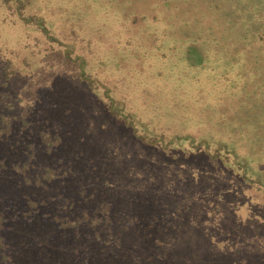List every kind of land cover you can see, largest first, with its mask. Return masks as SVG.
<instances>
[{"label":"rangeland","instance_id":"rangeland-1","mask_svg":"<svg viewBox=\"0 0 264 264\" xmlns=\"http://www.w3.org/2000/svg\"><path fill=\"white\" fill-rule=\"evenodd\" d=\"M132 1L0 0V264H264V26Z\"/></svg>","mask_w":264,"mask_h":264},{"label":"trees","instance_id":"trees-1","mask_svg":"<svg viewBox=\"0 0 264 264\" xmlns=\"http://www.w3.org/2000/svg\"><path fill=\"white\" fill-rule=\"evenodd\" d=\"M2 1L4 2L5 5H8V6H11L12 2H14V0H2ZM219 1L220 0H207V1H205V0H200V1L190 0V2H188V3L191 5L189 11L193 12L195 20L198 17L203 18V15L200 13L202 11L204 12V14L209 15V16L212 14L215 15L212 18V20L216 19L217 17L222 18V21H221L222 28H221L220 34H219V40H220L219 43L220 44L225 45V46L226 45L227 46L228 45H235L238 43L237 42L238 39L236 37L243 39V40H244V38H249V36L254 37L255 34H257L259 31V30H256V29H258L257 27L254 28V26L257 23H261L260 27H261V25L264 26V13H262L261 11H260V14H257L258 12H256V11L252 12L251 13V14H253L252 16L244 18L240 14V9L243 8L242 5H240L239 3H232V2H231L232 4H230L229 3L230 1H226V0L225 1L221 0V2H219ZM260 1L264 2V0H260ZM132 2H133V8L138 7L137 4H140V3H137L136 0H135L136 3L134 1H132ZM167 2L168 1H165V4ZM173 4H174V6L178 5L177 10H183L184 8H186L188 6L187 2H185L184 0L179 1V2H175V3L173 2ZM197 12H198L199 16L195 15V13H197ZM227 18H229V20ZM250 18H252L253 21H251ZM22 19L25 23H29V24L34 23L36 25V27L41 29L42 32L47 33L46 26L43 23L45 21L44 16L37 14V13H33V14L29 13V14L23 15ZM210 27H212L211 24H210ZM234 27H236L237 29H241V31L235 29ZM249 28H253V29L249 30ZM232 29H234V30H232ZM231 31L238 32V35L233 37L231 35ZM261 31H264V28H262ZM53 41H54V39H53ZM193 43H195V44H190V49H191L190 52L195 54V55H198V57H200V59H201V62L203 60H204V62L207 61L210 58L209 54H208V49L205 48L203 54L202 53L198 54L199 52L197 50L202 51L201 46L197 42H193ZM244 43H246V41H244ZM254 57H255L254 60H252V58H250V59L253 61L252 63L256 64L255 61H257L258 58H257V56H254ZM218 111L220 112L222 117H224L226 114L231 115V113H232L225 106H223V107L219 106L218 108L216 107V114ZM233 115H234V113H233ZM228 117H230V116H228ZM234 121H237V120H234ZM0 220H1V218H0ZM150 240H151V238H150Z\"/></svg>","mask_w":264,"mask_h":264}]
</instances>
